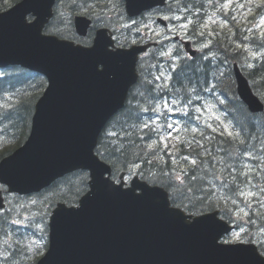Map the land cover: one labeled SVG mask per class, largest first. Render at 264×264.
Returning <instances> with one entry per match:
<instances>
[{
    "label": "water",
    "instance_id": "obj_1",
    "mask_svg": "<svg viewBox=\"0 0 264 264\" xmlns=\"http://www.w3.org/2000/svg\"><path fill=\"white\" fill-rule=\"evenodd\" d=\"M125 1L129 16L162 3ZM52 4L24 0L0 15V66L20 64L42 72L49 82L36 105L28 140L0 163V181L10 191L30 193L77 169L89 171L91 179L77 208L58 205L53 212L49 250L38 264H264L251 247L217 245L228 229L215 215L189 221L169 207L162 190L137 178L123 189L104 177L110 169L93 149L135 82L141 50L109 51L104 31L96 34L90 49L42 36ZM29 13L36 16L31 24L25 21ZM87 26L83 19L76 21L80 35ZM238 88L250 110H260L242 80Z\"/></svg>",
    "mask_w": 264,
    "mask_h": 264
},
{
    "label": "trees",
    "instance_id": "obj_2",
    "mask_svg": "<svg viewBox=\"0 0 264 264\" xmlns=\"http://www.w3.org/2000/svg\"><path fill=\"white\" fill-rule=\"evenodd\" d=\"M16 1L0 0V10ZM86 1L60 0V3L71 5L69 11L76 12L77 5L81 6ZM181 5L184 9H204L201 0H182ZM54 26L47 30L58 32L59 27ZM216 47L224 58H229L231 51L227 41L220 40ZM229 59L234 60V57ZM149 64V71L153 73L155 58ZM180 65L174 72L173 82L178 89H184L186 96L177 99L190 102L186 112L177 109L173 115L180 121V127L169 134V129L162 122L153 126L148 123L150 117L157 113L155 102L163 96L170 99L172 92L168 83L164 88H156L152 81L146 83L140 70L138 85L129 93L124 108L103 129L95 152L111 165L114 173H136L142 180L164 187L173 206L194 215L217 209L222 217H228L234 206L231 199L238 200L236 187L245 182L240 171L244 167V155H250L259 147L264 153V116L251 115L246 111L229 87L231 79L227 70L219 76L217 67H207L194 61H184ZM2 75L0 158L21 145L27 137L34 103L45 85L43 78L30 76L20 69H9ZM249 75L254 85H261L259 90L264 92V58ZM210 78L222 79L230 89L228 131L215 124H197L195 119L197 114L191 101L193 97L202 99L207 96L209 87L206 82ZM6 94H9L10 102L4 99ZM190 128H196L198 132H192ZM85 184L84 173L77 172L64 177L43 193L51 191L55 194L57 190V200L76 203L79 194L85 191H80ZM231 185L232 192L229 193ZM262 219L256 215L246 230L253 233L262 227Z\"/></svg>",
    "mask_w": 264,
    "mask_h": 264
},
{
    "label": "rangeland",
    "instance_id": "obj_3",
    "mask_svg": "<svg viewBox=\"0 0 264 264\" xmlns=\"http://www.w3.org/2000/svg\"><path fill=\"white\" fill-rule=\"evenodd\" d=\"M238 0H228L224 5V9L227 11H232L236 12L238 9L240 10V5L239 4H234V2H236ZM235 14V13H233ZM166 18H169V16H166ZM175 21H177V19H174ZM213 21L211 22H207L205 24L206 28L210 29V26L212 25ZM226 25H228V22L225 23ZM187 28H188V23L185 24H179L176 25L175 27H171L170 28V33L171 34H166L164 32V30L160 27H157L156 25H154L153 23H151V21L149 22H145L142 24L141 26V32L142 33H147L149 32L153 38H161L163 37L164 39H169L170 37H172L174 34H185L187 32ZM225 26L221 25L219 26L216 35H219L222 33V29H224ZM128 37V36H126ZM171 52V49H168L165 53L164 56L159 57L161 60H171L173 55H170L169 53ZM256 52H259V50L256 49ZM243 65L245 68H249V63L244 61ZM166 65H161V67L159 68L158 72H157V77L158 79V83H162L161 79H166L165 76L167 75V73L169 72L168 69L165 68ZM201 117H200V121L204 122L207 121V118H211V114H212V108L211 107H207L206 111H201L200 112ZM125 180V179H124ZM7 202L10 203V201L7 199ZM12 202V200H11ZM27 204L26 206H30V200L26 201ZM9 208H7L4 212L0 213V220H6V221H1L0 224H2V227L0 228V233H7L6 234V239H5V245L2 248V251H5L8 249V247L12 248V250H17L16 253H14L13 255H11L10 251H7L6 253H3L2 256L0 255V264H31V261L34 257V252L42 247L44 241H42L43 239V232L41 233V235H39L37 237V239L33 236V234L30 232H27V229H32L35 227H39L37 225V220L34 217L33 212H28L25 209L24 205H21L20 203L14 202L13 204H9ZM7 212V213H5ZM10 214L11 217L9 218L7 215ZM257 216H259L260 218H262L264 216V205L262 206L261 210L258 211ZM9 222L15 226L21 227L20 231H12V225L9 224ZM242 228V227H241ZM241 228L232 236L230 237L229 240H241V234H240V230ZM261 227H259L258 229H255L253 231V233L249 232V235L254 237L253 239L255 241L261 242L264 245V233H257L260 230ZM19 232H23L26 235L24 237H21L19 234ZM36 240V241H35ZM13 242H17L20 245L19 246H13ZM32 242V247L29 246V244ZM5 246L7 247L5 249ZM264 250V246L262 247ZM42 250V249H41ZM7 256H10V258H5ZM12 258V259H11Z\"/></svg>",
    "mask_w": 264,
    "mask_h": 264
},
{
    "label": "bare ground",
    "instance_id": "obj_4",
    "mask_svg": "<svg viewBox=\"0 0 264 264\" xmlns=\"http://www.w3.org/2000/svg\"><path fill=\"white\" fill-rule=\"evenodd\" d=\"M257 50H259V52H260V49H257ZM218 55L220 56V58H219L218 62L216 61L214 63L220 65L221 63L224 62V57L222 56V54H221L220 51H218ZM263 58H264V55H263L261 61L263 60ZM184 61H192V60L184 59L183 57H181L179 55H173V57H172L171 60H166V61L161 60L159 57H155V64L152 65V71H153V73L150 72L152 74L151 76H153V75L157 76L158 75L157 72H158L159 68L161 67V65H164V66L166 65L165 68L168 69V71L170 72L172 70V64L174 62H178L179 64H181V62H184ZM230 62H231V60L229 58L226 59V65L227 66H229ZM150 66H151V64L148 65V69L151 68ZM245 69L247 70L249 68H245ZM158 79L159 78L157 77V79H155L154 81H152L153 84L156 86V88H164V87H166V84L168 83L166 81V79H161L162 83H158ZM212 92H213L212 89L211 88H208L207 96H210L212 94ZM263 102H264V97H263ZM246 157L247 156L244 155V165L246 164V160H245ZM0 234H3V233H0Z\"/></svg>",
    "mask_w": 264,
    "mask_h": 264
}]
</instances>
